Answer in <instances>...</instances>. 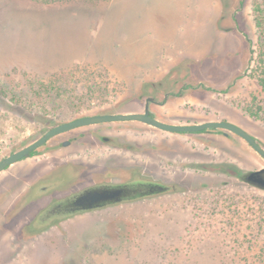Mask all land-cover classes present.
<instances>
[{
	"label": "rangeland",
	"instance_id": "374dc122",
	"mask_svg": "<svg viewBox=\"0 0 264 264\" xmlns=\"http://www.w3.org/2000/svg\"><path fill=\"white\" fill-rule=\"evenodd\" d=\"M260 10L264 0H0V158L73 116L82 108L75 98L151 91L159 82L179 91L187 81L190 100L212 109L194 115L239 121L264 144ZM213 88L241 94L239 105ZM183 136L176 137L205 149L186 145L175 189L136 209L79 215L59 264H264V189L210 169L243 173L264 167V159L233 141L221 149L233 159L221 160L208 154L215 136ZM40 162L21 161L0 174V203L10 202L8 189ZM24 250L13 264H49L58 255L46 241Z\"/></svg>",
	"mask_w": 264,
	"mask_h": 264
},
{
	"label": "flooded vegetation",
	"instance_id": "af4514ba",
	"mask_svg": "<svg viewBox=\"0 0 264 264\" xmlns=\"http://www.w3.org/2000/svg\"><path fill=\"white\" fill-rule=\"evenodd\" d=\"M154 87V91L80 96L75 98V103L82 108L59 123L86 115L145 113L148 110L149 116L172 124L230 121L256 137L246 125L231 118L217 115L216 118L201 119L194 115L195 111L212 113V109L200 101L190 100L195 93L189 92L191 85L188 82L181 85L179 91L163 88L162 82L154 83ZM214 91L219 99L239 105L235 97L241 94L231 95L233 93L227 89L214 88ZM244 112L253 116L247 105ZM183 134L215 136L216 147L208 154L221 160L223 157L233 159L231 150H221L223 142L230 147H233V141L246 143L254 150L242 136L222 127L174 132L141 120H113L75 127L51 138L43 148L61 146L66 141L68 145L50 150L43 156H36L38 150H34L33 156L26 160L42 159L45 164L40 162L37 172L28 167L21 177H17L18 186L8 189L10 202L0 203V264H13L16 252L26 256V247L43 245L45 241L54 245L58 253L49 264H59L56 260L62 253V242L72 238L79 215L112 209L132 210L147 198L170 194V190L175 189V185L170 184L179 172L186 171V145L193 151L198 147L205 149L200 142H186V139L176 137ZM223 168L234 170L233 167ZM70 250L72 252L73 247Z\"/></svg>",
	"mask_w": 264,
	"mask_h": 264
},
{
	"label": "water",
	"instance_id": "95a60500",
	"mask_svg": "<svg viewBox=\"0 0 264 264\" xmlns=\"http://www.w3.org/2000/svg\"><path fill=\"white\" fill-rule=\"evenodd\" d=\"M224 30H229V29H224ZM237 53L239 54V50L237 51ZM246 67H249V64L244 65L242 72L239 73V76L245 75L244 73H245ZM186 77H188L187 73H186ZM216 89H219V88H216ZM154 90H155V87L153 85V90L151 91H154ZM142 91H149V90H144L143 88ZM189 92L191 91L189 90ZM113 120H117V121L141 120L151 125H154L158 128H161L167 131H174V132L198 131V130H203L209 127L210 128L211 127L213 128L222 127L224 129L230 130L242 136L248 143L252 145V147L258 153V155L264 159V144L260 142L259 138L254 137L250 132L246 131L244 128H242L241 126L233 122L210 120V121H205V122L196 123V124H189V125L172 124V123L162 122L158 119H155L149 116L148 110H147L145 113L127 112V113H114V114L107 113V114L86 115V116L78 117L71 121H66L63 123L58 122L59 124L53 127H51L52 126L51 125L42 135L40 134L34 141H31V143H28L19 149L12 150L6 155L2 156L0 158V174L6 171L7 169L11 168L15 164L21 161H26L27 158L33 156L32 152L34 150H38V152L36 153V156H43L45 153L49 152L50 150H56V149L61 148V146L68 145V141H66L61 146L58 144L56 147L43 148L44 145L47 144L51 138L55 137L58 134L71 130L75 127L89 125L93 123L109 122ZM51 152H54V151H51ZM223 166L224 165H211L210 169H213L215 171H220V170L222 171L224 170ZM228 171L233 174L239 175V177L243 181L247 182L248 184L258 187L260 189H264V167H261L259 169L248 170L243 173H238L239 171L237 169H234V170L228 169Z\"/></svg>",
	"mask_w": 264,
	"mask_h": 264
},
{
	"label": "trees",
	"instance_id": "16d2710c",
	"mask_svg": "<svg viewBox=\"0 0 264 264\" xmlns=\"http://www.w3.org/2000/svg\"><path fill=\"white\" fill-rule=\"evenodd\" d=\"M46 3H52V2H57V1H63V0H40ZM260 12H262L263 16H264V10H260ZM264 17H262L263 19Z\"/></svg>",
	"mask_w": 264,
	"mask_h": 264
}]
</instances>
